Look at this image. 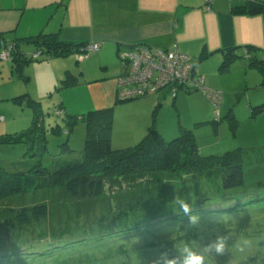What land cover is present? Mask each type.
I'll return each instance as SVG.
<instances>
[{"label": "rangeland", "instance_id": "1", "mask_svg": "<svg viewBox=\"0 0 264 264\" xmlns=\"http://www.w3.org/2000/svg\"><path fill=\"white\" fill-rule=\"evenodd\" d=\"M205 4L209 10L210 5L207 0H205ZM144 46L150 50L153 48L145 44ZM83 47H86V43L74 51V54L56 58L42 57L38 61L30 62L24 68V75L28 78L26 84L12 68V62L9 60L10 53H5V49H0V115L5 117V122L0 123V137L24 130L31 123L32 110L30 108L26 105L15 104L9 99L6 100V96L13 97L14 95L11 96L10 94L17 92L25 85L24 88L28 89L31 95L27 91L24 92H27L32 99L39 101L44 112L42 124L48 131H45L47 152L41 162L49 171L54 170L61 161L78 158L83 148L84 122L77 121L68 134L64 122L65 114L80 115L91 110L87 109L92 103L90 102L91 96L94 95L95 97V95L112 88L117 87L115 97L119 100L117 82L120 81H117V76L125 71V73L127 72L125 76L131 77L138 70L137 61L134 63L125 59L127 61L121 62L120 56L117 57L122 52L121 50H124L123 47L117 49V54L104 56H99L98 50L100 49L89 51ZM35 49L34 46L28 44L22 46V50L25 53H31L33 58L41 55V51ZM86 51L94 53L89 58H84L80 54H84ZM185 55L191 60L187 54ZM191 64L194 67V63L191 62ZM219 64L220 61L216 63L214 58L195 62L196 73L204 77L206 88H210L212 91H220L222 96L214 98L206 96L200 89L190 92L192 91L190 88L189 90L183 83L178 84L176 82L178 76L171 74L168 70L161 69L160 66L162 65L157 62L153 66L151 64L149 69L144 71L146 73L149 70L152 72L159 71L161 83L163 79L170 80L165 87L168 92L165 95L160 93V95H150L146 98L117 103L116 105L111 104L110 106H114L111 133L112 147H127L141 140L149 126L152 125L151 111L158 98L161 106L155 117L154 128L156 131L165 140H170L179 134L180 127L192 130L198 153L202 156H220L227 151L237 150L242 160L244 184L236 189L238 190L236 198H238V203H243L249 198H253L254 201L247 207L246 205L238 207L243 210H239L237 213L225 216L216 214V218L210 219L201 216L195 227L186 223L175 229L161 228L148 235L144 234L142 239L128 241V243L120 245L117 251L121 264H151V261L162 251H168L171 248V251L168 252L170 255H174V246L178 247L184 242L201 248L214 240L217 235L230 237L229 247L224 256H213L210 264H264V111L255 116L251 115L252 106L264 103V86L258 88H252V85L243 86L244 74L242 69L231 68L229 72H220ZM66 66H71L78 73L76 75L78 84L75 87L57 90L56 87L61 80L59 77ZM250 69L259 77V73L255 69ZM81 70H83V74H80ZM123 77L119 78L122 79ZM56 79L58 80L57 83ZM252 80L249 77V84L253 82ZM101 82H103L104 88L101 87ZM172 89L180 90L175 98V108L171 104L172 99L169 95ZM59 105L63 108L62 115L56 113ZM229 110L232 111L233 117L237 121L234 131L225 118ZM0 120L2 119L0 118ZM214 120L218 122L215 126L216 129L212 124ZM63 142H68V145L73 149L72 153H61L60 144ZM26 150L24 144H0V167L9 172H32L39 158L25 155ZM20 161H26L29 165L18 166ZM162 174H149L118 180L114 182V186L106 187L104 195L112 197L115 193L121 192L126 198V195L131 197L147 194L150 187L156 186L158 188V181L163 180ZM199 175L198 188L206 187V190L209 191L208 197L214 199L211 201V205L216 203L218 206L216 205L215 208L221 210L222 206H219V202L226 197H231L232 191L222 190L219 167L202 171ZM175 179L173 177L172 182ZM138 190L140 191L138 192ZM76 202H73L61 188H45L33 193L27 191L20 197H13L0 202V221L10 223V217L7 213L10 207L30 205V203L47 205L50 210L48 219L41 227H35L36 231L33 232L35 239L26 243V246L33 245V248L37 249L38 244L36 243L51 242L52 236L59 235L60 238L65 236L62 234L75 236L79 225L83 224L87 228L90 227L91 220L87 221L86 219L84 223L82 221L87 206H84L83 203L76 205ZM155 205V203L151 205V210ZM164 209H168V207ZM156 213L163 212L158 207ZM125 214L127 217H131L128 212ZM120 224L125 227L127 222L123 220V223ZM98 227L102 229L103 225ZM114 229L118 228L109 229L108 233ZM30 232L31 230L18 231L16 238L19 242H24ZM9 236L12 235L7 232L1 238L7 239ZM245 240L250 243L243 245ZM5 242L8 246L11 245L8 240ZM239 246H244L245 251L240 252ZM33 248L31 247V249ZM112 248L115 249V247H109L110 250H106L105 255L111 256ZM54 257L46 261H37L35 260L37 258L33 256L31 261L33 260V264H84L104 258L98 250L85 249L81 252L71 253L69 257L67 255ZM0 264L4 263L0 262ZM8 264L21 263L17 261Z\"/></svg>", "mask_w": 264, "mask_h": 264}, {"label": "trees", "instance_id": "2", "mask_svg": "<svg viewBox=\"0 0 264 264\" xmlns=\"http://www.w3.org/2000/svg\"><path fill=\"white\" fill-rule=\"evenodd\" d=\"M232 10L234 13L264 16V0H244L243 4L233 7ZM22 44L34 46L35 50L41 51V55L33 58L31 53H25L22 50ZM82 45L84 43L61 41L55 33H39L14 40H7L0 33V49L9 51L12 68L25 84L28 78L24 75V68L30 62L38 61L42 57L56 58L74 54L73 52ZM151 49L154 50L155 48ZM158 49L180 52L176 46L171 49ZM239 50H243V53ZM220 51L222 52V59L218 67L220 72H228L236 60L244 58L248 67L259 73L261 78L259 87L264 86V48L253 45H236L220 49ZM207 56L208 52L202 50L198 56V62L204 60ZM117 57L119 58V55ZM120 61L122 62V60ZM190 62L192 61L190 60ZM192 70L196 72L194 67ZM123 74H125V71L118 75L116 79ZM77 84V76L66 70L56 88L57 90L66 89L75 87ZM178 91L180 90L176 91L175 96L169 94L174 108ZM167 92L163 88L158 92L137 97L119 98V100L115 97L113 104L146 98L150 95H160V93L165 95ZM218 92L221 97L220 91ZM8 99L15 104L26 105L30 108L32 110V120L28 128L11 135L1 136L0 144H24L27 149L25 155L38 157L39 159L35 163L36 167L32 172H9L0 167V202L13 197H20L27 191L33 193L45 188H61L73 202L77 201L76 205L83 203L84 206H87L82 221L84 223L86 219L87 221L91 220V224L88 228L83 224L79 225L75 236L62 234L65 236L60 238L59 235H56L52 236L53 240L51 242L36 243L38 244L37 249L39 248L37 250L33 248V245L26 246V243L35 239L33 233L36 231L35 227H41L48 219L50 213L48 206L30 203V205L10 207L7 210L10 223L0 221V239L2 240L0 242V262L4 264L17 261L21 264H33V260L31 261L33 256L37 258L35 259L37 261H46L55 258L54 256L57 255L58 257L63 255L69 257L71 253L81 252L84 249L98 250L99 254L104 257L101 260L89 261L84 264H121L117 255L120 245L131 240L142 239L144 234L148 235L161 228L175 229L181 224L188 223V217L179 212L178 206L174 204V196L183 197L193 205L194 214H197L199 218L205 216L207 219L216 218V214L225 216L237 213L239 210H243L238 207H242V205L247 207L254 201L253 198H249L243 203H238V198H236L238 196L236 195L238 193L236 189L244 184L242 160L237 150L227 151L220 156H202L198 153L192 130L180 127L179 134L170 140H165L156 131L154 122L161 106L158 98L151 111L152 125L149 126L146 134L138 143L122 148L112 147L111 133L114 106L91 109L80 115H71L65 112L64 122L68 134L77 121L84 122V144L78 158L61 161L52 171H49L41 162L47 152L45 139V131L47 130L42 124L44 112L41 103L32 99L27 92L11 98L8 97L6 100ZM59 106L56 113L62 115L63 108L61 105ZM262 111H264V103L251 107L252 116ZM233 116L231 110L225 116L232 131H234L237 124ZM0 118L2 119L0 123H4L5 117L0 115ZM217 123L215 120L212 122L214 128ZM60 147L62 154L73 152L68 142H63ZM26 164V161H20L17 165L24 166ZM213 167H219L220 169L222 190L232 191L230 193L231 197H226L219 202V206H222L221 210L215 208L218 204L211 205V201L214 199L208 197L209 191L206 190V187L199 189L197 186L200 180L199 174ZM158 173H163V180L158 181V188L156 186L150 187L147 194H138L131 197L126 195V198L121 192L115 193L112 197L104 195L106 187L114 186V182L118 180ZM173 177L176 179L172 182ZM230 195L228 194V196ZM153 203L156 205L151 210ZM165 206L168 209H164ZM158 207L163 213H156ZM126 212L131 214V217H127ZM149 212L150 214H148ZM135 214L137 216H132ZM123 220L127 222L125 227L120 224L123 223ZM101 224L104 227L102 229L98 227H101ZM112 228L118 229L111 230L108 233L109 229ZM25 230H31V232L28 234L26 241L24 239V242H19L16 233ZM7 232L11 233L12 236L7 239L1 238ZM5 240H8L11 245L8 246ZM109 247H115V249L112 248V255L108 257L105 252L110 250ZM168 251H171V248Z\"/></svg>", "mask_w": 264, "mask_h": 264}, {"label": "crops", "instance_id": "3", "mask_svg": "<svg viewBox=\"0 0 264 264\" xmlns=\"http://www.w3.org/2000/svg\"><path fill=\"white\" fill-rule=\"evenodd\" d=\"M243 2L212 0L208 10L205 0H0V33L7 40L55 33L64 42L93 41L100 45L99 56L114 55L118 48L138 43L163 49L176 46L195 68L202 50L217 63L222 59L220 49L236 45L264 48V16L232 10ZM231 68L243 70V86L259 87L260 75L251 71L246 59L236 60ZM66 70L78 74L66 66L60 79ZM249 77L253 79L250 84ZM24 87L10 95L29 92ZM115 92L112 88L91 96L87 109L109 107Z\"/></svg>", "mask_w": 264, "mask_h": 264}, {"label": "built area", "instance_id": "4", "mask_svg": "<svg viewBox=\"0 0 264 264\" xmlns=\"http://www.w3.org/2000/svg\"><path fill=\"white\" fill-rule=\"evenodd\" d=\"M207 1L210 4L212 0ZM99 46L100 45L97 42H88L86 43V47L83 48L92 51L98 50ZM121 51L122 52L119 53V56L122 61L125 59H129V61L134 63L137 61L138 70L136 71V74L132 75L131 77H126V72L122 75L124 76L122 79H120L122 76L118 78L117 81H120L117 82L119 86L118 88L120 89L118 91L120 99L155 93L165 88L167 84H169L170 80L163 79L162 83L160 82L161 78L159 77V71L152 72L149 70L148 73L144 71H147L149 66L151 64L153 66L156 62L162 65L160 66L161 69L168 70L171 72V74L178 76L176 77V82L178 84L183 83L187 89L190 88L192 91L200 89L206 94V96L212 98L217 96L220 97L218 91H212L204 86V78L192 70V64L185 54L177 51H164L158 48H155V50H150L142 44L129 45ZM4 52L8 53L9 51L5 49ZM90 54H92V52L86 51L84 54L80 55L84 58H87ZM176 91V89H172L170 92L171 96H175Z\"/></svg>", "mask_w": 264, "mask_h": 264}, {"label": "clouds", "instance_id": "5", "mask_svg": "<svg viewBox=\"0 0 264 264\" xmlns=\"http://www.w3.org/2000/svg\"><path fill=\"white\" fill-rule=\"evenodd\" d=\"M173 202L178 206V211L188 217L189 226L195 227L199 222V217L194 214L193 205L181 196H174ZM229 239L230 237L226 235H217L214 240L201 248L184 242L178 247L174 246V255H170L168 251H162L151 261V264H210L213 256L220 257L227 253ZM249 243L245 240L243 245ZM239 251L244 252V246H239Z\"/></svg>", "mask_w": 264, "mask_h": 264}]
</instances>
